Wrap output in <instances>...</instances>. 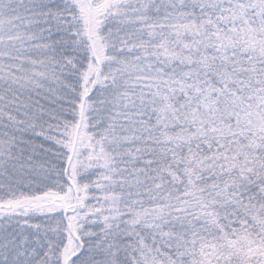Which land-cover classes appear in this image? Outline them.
Instances as JSON below:
<instances>
[{
	"label": "snow or ice",
	"instance_id": "snow-or-ice-1",
	"mask_svg": "<svg viewBox=\"0 0 264 264\" xmlns=\"http://www.w3.org/2000/svg\"><path fill=\"white\" fill-rule=\"evenodd\" d=\"M0 264H264V0H0Z\"/></svg>",
	"mask_w": 264,
	"mask_h": 264
}]
</instances>
